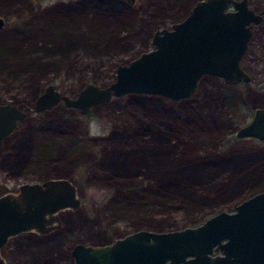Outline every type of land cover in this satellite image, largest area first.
Segmentation results:
<instances>
[{"label":"rangeland","instance_id":"rangeland-1","mask_svg":"<svg viewBox=\"0 0 264 264\" xmlns=\"http://www.w3.org/2000/svg\"><path fill=\"white\" fill-rule=\"evenodd\" d=\"M136 1L129 4L124 0H22V5L9 11L10 14H1L8 23L0 30V46L8 37H18L22 56L14 65L0 61V104L16 103L27 109L29 115L0 147V194L16 190L24 181L47 177H70L77 183L81 194V204L77 209L60 212L61 228L44 235L23 232L10 238L2 249L7 264H75L70 250L77 242L101 244L138 228H151L148 224L139 225L127 216L114 213V208L109 209L117 192L109 191L102 184L104 181L95 177L100 174V162L91 163L114 145L111 134L116 129L115 121L125 123L129 120L126 107L117 109L116 98L109 101L114 102L113 105L102 103L88 114L65 107L64 115L71 117L69 120L76 125L74 131L81 139L78 142L81 151L77 149L74 155L84 156L64 162L55 160L47 168H42L40 149L31 142L34 133L32 123L40 121L45 124L51 114L55 116V110L61 112L64 107L60 103L49 110L48 115L35 111L34 100L48 83L56 84L60 90L71 95H76L88 82L108 84L115 79L119 64L127 63L142 51L153 48L151 36L155 29L183 19L189 10L188 7L178 6L176 0ZM249 1L254 9L264 13V0ZM107 11L116 12L109 25L114 28L111 39L88 38L89 23L100 22L108 14ZM96 29L97 26H94ZM242 65L252 73L253 78L248 83L241 82L231 87L232 106L225 97L227 93L223 89L219 93L216 89L218 81L209 76L202 78L199 90L204 99L213 96L210 92L219 98L215 110L219 117L223 114L225 118H234L235 128L229 131L232 138L229 149L238 150V159L253 156L251 162H245V167L254 171L264 166V141L239 139L235 131L250 120L255 107L264 106V20L255 25ZM126 101H122L123 104ZM133 106L137 110L140 108L136 104L130 108L134 109ZM138 121L134 120L135 123ZM148 135L140 136V141L145 140L144 147L150 145L146 143L151 137ZM151 145L159 149L157 145ZM222 170L228 174L227 167ZM215 173V170L212 171V174ZM234 206L230 210H234ZM176 215L183 217L180 212Z\"/></svg>","mask_w":264,"mask_h":264},{"label":"water","instance_id":"water-1","mask_svg":"<svg viewBox=\"0 0 264 264\" xmlns=\"http://www.w3.org/2000/svg\"><path fill=\"white\" fill-rule=\"evenodd\" d=\"M135 4L136 0H128ZM264 19L248 0H198L189 14L170 27L157 28L153 48L116 67L106 85L88 82L76 95L48 83L34 100L35 111L58 102L82 113L126 94H153L178 101L192 97L204 74L228 82H248L241 64L252 37V24ZM6 18L0 14V29ZM27 110L13 102L0 104V146L15 131ZM237 138L264 140V106L254 108L238 126ZM81 196L70 177L24 181L0 194V264L3 247L23 232L48 234L62 227L60 212L77 209ZM222 249L223 254H214ZM75 264H264V190L222 209L197 225L169 230L138 228L110 243L77 242L70 250Z\"/></svg>","mask_w":264,"mask_h":264},{"label":"trees","instance_id":"trees-1","mask_svg":"<svg viewBox=\"0 0 264 264\" xmlns=\"http://www.w3.org/2000/svg\"><path fill=\"white\" fill-rule=\"evenodd\" d=\"M21 1L0 0V14H10L9 11L22 5ZM176 1L184 8L190 2ZM107 12L100 22L89 23L88 38L111 39L114 28L109 25L116 12ZM94 26H97L96 30ZM21 56L18 37H8L0 46L2 62L14 65ZM211 78L218 81L216 89L219 93L222 89L227 93L225 97L232 106L231 87H226L216 77ZM200 90L192 97L178 101L153 94L132 93L116 97L117 109L126 107L129 120L125 123L115 121L116 129L111 134L114 145L106 154L101 153L91 161L100 162V174L95 177L104 181L102 184L109 191L117 192L109 206V209L114 208V213L127 216L139 225L148 224L152 229L182 228L200 224L222 209L230 210L242 199L264 188V166L248 170L246 163L251 162L253 156L238 159V150L229 149L232 141L229 131L235 128L234 118H225L223 114L219 117L215 112L219 98L210 92L213 96L204 99ZM124 100H127L125 104ZM110 102L103 104L113 105L114 102ZM132 104L140 108L137 110L133 106L135 108L131 109ZM64 110L65 107L61 112L55 110V116L51 114L45 124L35 121L31 125L34 129L31 142L40 149L42 168L55 160L64 162L84 156L74 155L80 148L78 142L81 139L74 131L76 125L70 122L71 117L64 115ZM139 114L141 116H136ZM134 120L139 121L135 123ZM143 134L151 135L146 140L149 146L144 147L145 140L140 141ZM226 167L228 174L222 170ZM214 170L216 173L212 174ZM223 197L226 199L221 200ZM178 212L183 217L176 215ZM156 217L163 218L153 220Z\"/></svg>","mask_w":264,"mask_h":264},{"label":"flooded vegetation","instance_id":"flooded-vegetation-1","mask_svg":"<svg viewBox=\"0 0 264 264\" xmlns=\"http://www.w3.org/2000/svg\"><path fill=\"white\" fill-rule=\"evenodd\" d=\"M124 1H126V2H128L129 4H130V2L128 1V0H124ZM198 0H190V2H189V4H187V6H185V7H188L189 8V10H188V13L186 14V16L189 14V12H190V10L193 8V6L196 4V2H197ZM249 1V0H248ZM249 6L250 7H252L251 6V4H250V1H249ZM182 8H184V7H182ZM253 8V7H252ZM256 10V9H255ZM257 11V10H256ZM258 12V11H257ZM169 14V13H168ZM264 14V13H263ZM185 16V17H186ZM184 17V18H185ZM183 18V19H184ZM182 20V19H181ZM181 20H178V21H181ZM264 20V19H263ZM263 20H261L260 22H262ZM178 21H175V22H178ZM260 22H258V23H253L252 24V31H253V33H252V37H253V35H254V31H255V25H257V24H259ZM8 22H7V19H6V24H7ZM174 22H172V24H173ZM6 24H5V26L2 28V29H0V30H3L5 27H6ZM171 24V25H172ZM170 25V26H171ZM170 26H168V27H170ZM165 27V26H164ZM162 28V27H161ZM156 30V29H155ZM154 30V31H155ZM153 31V32H154ZM153 34V33H152ZM252 37H251V39H252ZM251 39H250V41H251ZM250 41H249V44H250ZM248 48H249V46H248ZM248 48H247V50H248ZM246 53H247V51H246ZM245 53V54H246ZM245 56V55H244ZM243 56V57H244ZM243 59V58H242ZM242 59H241V64H242ZM247 70V69H246ZM248 71V70H247ZM250 72V71H249ZM250 74L252 75V73L250 72ZM205 76H209V77H216V78H218V80H220V82H222V83H224L225 84V86L226 87H234L235 85H238V83H241V82H245V81H240V82H228V81H226L223 77H220V76H216V75H211V74H204V75H202L201 76V78L199 79V86H198V89H199V87H200V83H201V80H202V78H204ZM252 78H253V76H252ZM250 81H252V79L250 80ZM250 81H248V82H250ZM248 82H245V83H248ZM57 86V85H56ZM198 89H197V91H198ZM43 91V90H42ZM41 91V92H42ZM62 91V90H61ZM197 91H196V93H197ZM40 92V93H41ZM195 93V94H196ZM38 95V94H37ZM62 104L64 107H66L67 108V106H65L64 104H63V102H58L56 105H54L52 108H50V109H47V110H45V111H38V112H48L49 110H53L58 104ZM106 103V102H105ZM100 105V104H99ZM69 108H71V107H69ZM25 109V108H24ZM74 109H77V108H74ZM25 110H27V109H25ZM79 110V109H78ZM80 111V110H79ZM28 112V111H27ZM81 112V111H80ZM82 113V112H81ZM88 113V112H87ZM83 114H85V113H83ZM28 115H29V113L27 114V117H28ZM26 117V118H27ZM26 118H24V119H26ZM23 119V120H24ZM22 120H20L19 121V124H20V122H21ZM18 127H19V125H18ZM18 127L15 129V131L18 129ZM14 131V132H15ZM12 134V133H11ZM10 134V135H11ZM8 137V136H7ZM6 137V138H7ZM6 138L4 139V142H5V140H6ZM255 139H257V138H255ZM257 140H260V139H257ZM261 141H264V140H261ZM4 142H3V144L0 146V147H2L3 145H4ZM48 178H51V177H47V178H42V180H35V181H44L45 179H48ZM19 187V186H18ZM18 189V188H17ZM16 189V190H17ZM262 190H264V188L263 189H261V190H259V191H262ZM13 191V190H12ZM259 191H256L255 193H257V192H259ZM254 194V193H253ZM81 195V194H80ZM252 195V194H251ZM250 196V195H249ZM248 196V197H249ZM247 198V197H246ZM245 199V198H244ZM243 200V199H242ZM239 203V202H238ZM66 210H68V209H66ZM30 232H33V231H30ZM42 235H44V234H42ZM124 236V235H123ZM113 241V240H112ZM112 241H108V242H106V243H110V242H112ZM223 250L222 249H219L218 251H216V250H214V254H217V253H221V254H223ZM169 263V259L168 260H166V262L164 263V264H168Z\"/></svg>","mask_w":264,"mask_h":264}]
</instances>
